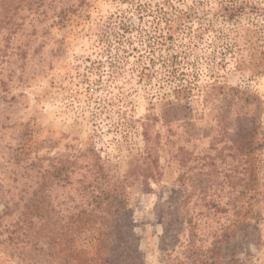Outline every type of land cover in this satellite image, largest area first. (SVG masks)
Wrapping results in <instances>:
<instances>
[{"label":"rangeland","instance_id":"1","mask_svg":"<svg viewBox=\"0 0 264 264\" xmlns=\"http://www.w3.org/2000/svg\"><path fill=\"white\" fill-rule=\"evenodd\" d=\"M8 2L4 236L26 204H125L133 264H264V73L238 63L264 0Z\"/></svg>","mask_w":264,"mask_h":264},{"label":"trees","instance_id":"2","mask_svg":"<svg viewBox=\"0 0 264 264\" xmlns=\"http://www.w3.org/2000/svg\"><path fill=\"white\" fill-rule=\"evenodd\" d=\"M7 4L8 0H1L0 9L7 10ZM222 13L234 18L241 11L232 6ZM3 14L0 29L12 21L4 22ZM169 24L174 27L173 22ZM246 48L248 59L241 56L239 65L256 74L264 73L262 47L251 39ZM145 139H150L147 129ZM149 175L145 174L144 180ZM25 206L19 219L9 225L8 237L2 230L6 219L0 218V244L18 252L27 264H133V242L124 236L127 225L122 222L127 215L125 204H71L64 213L54 204ZM27 246L33 249L27 251Z\"/></svg>","mask_w":264,"mask_h":264}]
</instances>
